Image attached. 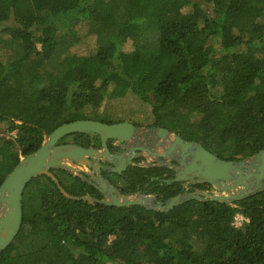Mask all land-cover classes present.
<instances>
[{
    "label": "trees",
    "instance_id": "1",
    "mask_svg": "<svg viewBox=\"0 0 264 264\" xmlns=\"http://www.w3.org/2000/svg\"><path fill=\"white\" fill-rule=\"evenodd\" d=\"M81 29L96 50L79 56ZM131 42V49L127 44ZM133 95L153 125L220 159L264 150V0H0V187L46 134ZM160 168L128 173L135 194ZM74 197L79 177L53 170ZM163 203L181 185L150 184ZM93 198V197H92ZM241 212L249 223L237 229ZM0 264H264V191L168 212L66 198L47 175L23 195V224Z\"/></svg>",
    "mask_w": 264,
    "mask_h": 264
},
{
    "label": "water",
    "instance_id": "2",
    "mask_svg": "<svg viewBox=\"0 0 264 264\" xmlns=\"http://www.w3.org/2000/svg\"><path fill=\"white\" fill-rule=\"evenodd\" d=\"M162 143V151L155 156L176 160L180 166L171 162L160 165L172 168L176 177L172 182L193 181L208 184L213 191H201L177 195L166 203L156 204L152 196L123 197L112 184L102 179V192L110 194V200L99 201L89 196L74 197L60 185L53 170H65L81 179H85L76 168V163L90 165L87 157L103 158L111 161L107 142L110 139L128 142L137 128L128 122L106 124L99 121L78 120L62 124L53 133L46 134L41 147L32 154L21 158L18 165L5 178L0 187V253L6 250L18 236L23 224V195L27 185L35 178L47 175L58 186L60 192L68 199L99 202L106 206L128 207L141 205L149 210L168 212L175 207L191 201L221 202L234 206L235 202L264 191V150L256 155L239 160L220 159L206 150L202 144L186 141L168 129H154ZM99 135L104 150L101 152L72 144H59L70 135ZM115 193V194H114Z\"/></svg>",
    "mask_w": 264,
    "mask_h": 264
},
{
    "label": "flooded vegetation",
    "instance_id": "3",
    "mask_svg": "<svg viewBox=\"0 0 264 264\" xmlns=\"http://www.w3.org/2000/svg\"><path fill=\"white\" fill-rule=\"evenodd\" d=\"M80 120H91L98 121L93 119H88L85 117ZM99 122H102L99 121ZM123 121H110L106 124H116L122 123ZM137 128L136 133L128 142H119L117 140L110 139L107 142L109 152L112 154L111 161H108L106 158H90L85 159L86 162L92 164L84 165L76 163V168L80 174L84 176V180L81 179L89 188H92L89 191V194L92 195L94 199L99 201L110 200V194L107 190L102 192V179L106 180L107 184H112L117 192L120 193L123 197H133L137 195L141 196H152L155 197V203L159 204L162 201L159 200L157 195L149 194L151 190L150 184L154 181L159 182V185H171L178 183L181 185L182 194L187 193H196L198 190L201 191H213V187L208 184H198L193 181H180L172 182L175 179L176 173L172 168L167 166L160 165V162H171L174 166H180L179 162L176 160H168L162 157L155 156L154 154L162 152L158 148V144L162 143V139L158 137V133L154 129H166L163 127H156L152 123H132ZM59 144H72L76 146H81L86 149H92L98 152L104 150L102 141L99 135L91 134H74L63 138ZM137 168H160L162 171H159V175L155 178H151L150 183H146L145 186L140 189L135 194H124L125 186L129 180L128 173L133 169ZM78 177V176H77ZM115 194V193H114ZM166 203V202H165Z\"/></svg>",
    "mask_w": 264,
    "mask_h": 264
},
{
    "label": "rangeland",
    "instance_id": "4",
    "mask_svg": "<svg viewBox=\"0 0 264 264\" xmlns=\"http://www.w3.org/2000/svg\"><path fill=\"white\" fill-rule=\"evenodd\" d=\"M81 43L72 48V53L79 56L90 55L96 50V42L93 36H88L84 29H81ZM131 42L127 44V49H131ZM97 114L107 121H123L132 123H152L153 115L151 107L145 104L141 99L128 95L124 98L106 100L97 111ZM7 124L0 125V132L2 136H8L15 134H8Z\"/></svg>",
    "mask_w": 264,
    "mask_h": 264
},
{
    "label": "built area",
    "instance_id": "5",
    "mask_svg": "<svg viewBox=\"0 0 264 264\" xmlns=\"http://www.w3.org/2000/svg\"><path fill=\"white\" fill-rule=\"evenodd\" d=\"M15 135V134H13ZM249 223V218H247L244 214H242L241 212H238L234 218H233V222L232 225L237 228L240 229L242 228L245 224Z\"/></svg>",
    "mask_w": 264,
    "mask_h": 264
}]
</instances>
